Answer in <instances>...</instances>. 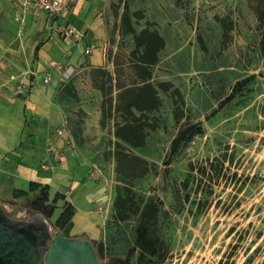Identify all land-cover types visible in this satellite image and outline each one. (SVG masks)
Masks as SVG:
<instances>
[{
  "label": "rangeland",
  "instance_id": "1",
  "mask_svg": "<svg viewBox=\"0 0 264 264\" xmlns=\"http://www.w3.org/2000/svg\"><path fill=\"white\" fill-rule=\"evenodd\" d=\"M116 1L106 48L115 65L114 85L140 82L149 68L151 78L153 73L160 75L150 81L160 106L151 111L133 107L128 112L130 101L143 106L142 84L135 87L134 95L121 92L120 98L114 97L111 76L105 69H86L82 77L69 78L58 86L60 94L65 92L73 100L84 98L85 103L104 105L103 123L114 114L120 122L126 119L142 125L143 134H147L142 146L119 142L118 148L116 142H110L105 156L113 166L94 176L106 186V198L97 208L105 216L98 222L102 240L83 237L92 241L99 264L112 256H124L133 244L137 220V215L129 212L134 207L131 199L140 210L149 200L158 199L162 209L158 229L170 246L162 264H264V0H198L194 7L190 0H178L188 12L185 20L193 39L187 48L191 67L186 71L180 68L185 64L182 47L173 69L158 67L159 73L155 68L158 52L150 65L137 60L153 59L136 38L141 29L158 33L154 24L140 11L131 12L127 4L117 22L116 10L122 1ZM23 8L32 9L29 4ZM170 73L182 78L187 75L186 85L181 88L168 81L165 77ZM250 75L253 78L241 91L220 103L235 81ZM109 82L111 90L107 89ZM94 90H100L99 99ZM112 105H116L113 111ZM197 122L200 133L185 141L165 166L170 141L178 129ZM145 125L157 127L148 130ZM132 155L147 164L129 161ZM145 167L148 171L136 176ZM5 194L0 202L10 216L39 211L31 206L33 197L15 191ZM117 202H124L127 217H118ZM60 209L43 214L54 234L68 235V225L55 226Z\"/></svg>",
  "mask_w": 264,
  "mask_h": 264
},
{
  "label": "crops",
  "instance_id": "2",
  "mask_svg": "<svg viewBox=\"0 0 264 264\" xmlns=\"http://www.w3.org/2000/svg\"><path fill=\"white\" fill-rule=\"evenodd\" d=\"M121 1L116 10L117 22L127 4L131 12L140 11L145 20L153 23L162 37L163 46L155 63L158 73V67L173 69L175 55L182 47L186 50L185 64L180 68L186 71L191 67L187 48L193 39L185 20L188 12L178 0ZM197 2L190 0L193 7ZM65 3L66 11L49 19L42 11L23 8L29 0H0V201L6 198L7 191L17 190L27 191L26 195L35 198L39 191H29V183L47 185L48 203L59 195L55 202L56 208L61 207L59 214L65 202L74 206L68 235L102 240L98 222L102 223L105 216L97 208L106 198V186L95 181L94 176L113 166L106 151L111 149L110 142H124L115 135V123L123 125L127 120L120 122L113 114L103 123L104 105L85 103L84 98L73 100L65 92L60 94L58 86L94 68L110 74L114 97L122 91L114 85L115 65L106 55L113 30L112 4L118 2ZM62 24L75 26L82 31V37L58 35L55 29ZM129 33L131 39L133 33ZM86 48L88 53L84 52ZM66 68L69 75L64 77ZM156 73L150 81L160 77ZM46 74L49 80L44 82ZM12 75L14 79H10ZM165 78L181 88L188 80L187 75L182 78L172 73ZM18 83L27 89L22 95L14 91ZM94 94L101 97L100 90H94ZM115 107L109 108L113 111ZM58 129L61 134H57Z\"/></svg>",
  "mask_w": 264,
  "mask_h": 264
},
{
  "label": "trees",
  "instance_id": "3",
  "mask_svg": "<svg viewBox=\"0 0 264 264\" xmlns=\"http://www.w3.org/2000/svg\"><path fill=\"white\" fill-rule=\"evenodd\" d=\"M135 12L134 14H136ZM123 16H128L127 12L123 13ZM128 32H133V29L127 30ZM136 42L138 46L143 45L144 53H150L153 56V59L149 60H141L137 59L141 64H152L156 60L154 55L162 48L163 46V39L158 33L156 32H149L146 29H141L139 36L136 38ZM154 42H158V45H153ZM135 55L139 56V51H135ZM142 58V57H140ZM145 74L141 77V81L137 83H133L131 85H119L116 88H120L124 93V95H134L135 87L139 84H142V88L145 91V98L144 104L142 107H137V103L129 102L126 106V110L130 112L132 107H136L138 110L143 111H151L160 105L158 103L157 98V91L156 88L151 84L150 78L151 73L149 68L145 69ZM107 75L109 73L105 71ZM253 77L247 76L245 78L239 79L234 82L231 87L230 92L222 99L220 102L224 104L230 101L242 88L252 79ZM107 86L108 90L112 89L110 82ZM162 84V83H161ZM170 87H173L172 84L167 83ZM103 90V89H102ZM120 92V93H121ZM120 93L118 94L117 98H120ZM148 130H152L157 127V125L150 126L145 125ZM128 131L129 133H126ZM201 125L200 123H186L181 128L178 129L177 133L174 135L172 140L170 141L169 151L165 156L164 165L167 166L174 155L178 152L179 148L185 141H187L190 137L195 134L200 133ZM142 125H135L126 121L123 125H119L115 123V135L124 140L130 146H142L145 142V136L147 134H143ZM116 147H121L119 142H116ZM127 157V155H123ZM131 162H138V163H145L147 162L138 156L132 155L129 159ZM148 171L145 167L142 169L141 173L136 176H141L140 174H144ZM38 189L39 194L37 197L33 198L31 201V206L35 210H39L42 213H48L51 215L54 210L56 209V200L59 195H56L52 202L48 201V186H41L37 183L30 182L28 190L33 191ZM15 193L19 195H26L27 191L17 190ZM133 204V210L129 211L131 214L137 215L136 226H135V234L133 244L127 249L124 256H112L109 260L104 264H162L170 254V246L168 241L165 239L164 235L158 229V222L161 213V202L158 199L149 200L140 210L139 207L134 203V200L131 199ZM124 202H117L115 203V208L118 210V217L123 219L127 217L126 212L128 209L123 205ZM135 204V205H134ZM74 214V206L70 203L64 204L62 207V211L59 216L55 220V226L58 229L66 227L68 225L71 226V219Z\"/></svg>",
  "mask_w": 264,
  "mask_h": 264
},
{
  "label": "water",
  "instance_id": "4",
  "mask_svg": "<svg viewBox=\"0 0 264 264\" xmlns=\"http://www.w3.org/2000/svg\"><path fill=\"white\" fill-rule=\"evenodd\" d=\"M0 264H99L86 237L54 234L45 215L36 211L10 216L0 202Z\"/></svg>",
  "mask_w": 264,
  "mask_h": 264
},
{
  "label": "built area",
  "instance_id": "5",
  "mask_svg": "<svg viewBox=\"0 0 264 264\" xmlns=\"http://www.w3.org/2000/svg\"><path fill=\"white\" fill-rule=\"evenodd\" d=\"M29 6L34 11H42L46 13L47 17L49 19L59 17L66 11V3L65 0H29ZM56 33L58 35H61L63 37H75V38H81L82 37V31L77 29L75 26L71 24H62L58 25L55 29ZM85 53H88L89 50L86 48L84 50ZM62 75L64 77H67L69 75V68L64 69L62 72ZM15 76H10V79H14ZM49 80V74H46L43 77V81L47 82ZM14 91L16 94H23L27 91L26 87L22 83H18ZM61 130H57V134H61Z\"/></svg>",
  "mask_w": 264,
  "mask_h": 264
}]
</instances>
